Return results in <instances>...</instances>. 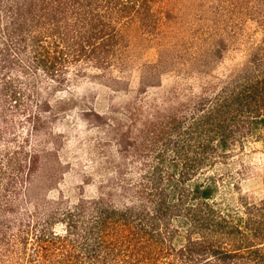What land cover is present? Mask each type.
<instances>
[{"label":"rangeland","instance_id":"374dc122","mask_svg":"<svg viewBox=\"0 0 264 264\" xmlns=\"http://www.w3.org/2000/svg\"><path fill=\"white\" fill-rule=\"evenodd\" d=\"M263 87L264 0H0V264H264Z\"/></svg>","mask_w":264,"mask_h":264},{"label":"trees","instance_id":"16d2710c","mask_svg":"<svg viewBox=\"0 0 264 264\" xmlns=\"http://www.w3.org/2000/svg\"><path fill=\"white\" fill-rule=\"evenodd\" d=\"M260 103L258 105V108H257V113L259 114L258 116H261L259 120L263 121L264 122V87H263V91H262V94H260ZM196 189L199 191V195L201 198H203L204 200H209L213 197V189H212V186L211 184H202V185H198L196 186ZM124 214L126 212H123V211H113V214ZM109 219V215L107 216H103L101 218V227H105L107 226L108 224V220ZM101 229V228H100ZM114 235L112 234H100L98 235V241H97V247L96 249H93V254H96V256L94 257V262L93 264H109L107 262L106 259H104L103 257H101V255H97V254H101L102 250H101V247L104 246L105 242L106 245L104 246L105 249L107 250L108 249V244H111L110 247V250H109V254H110V264H131L132 261H133V264H146V263H143L142 260L140 259L141 257H144V254L142 252H138L137 248H136V243H133L132 242V239H129L127 241H125L124 245L125 247H120L119 248V252L120 254L123 253L121 252V250L125 251L124 254H123V257L121 258V263H119V261H115V263L112 261L111 259V256L114 254V251H115V245L112 244V242H110V240H115V237H113ZM71 237V234H65V235H60L58 233H53L52 234V238L50 240H45L44 236H41L39 237L38 239V251L40 253V256H42V252L44 249L47 248V246L45 245L46 244V241L50 243V245H48L49 247H53L55 249H58L57 246L60 245L61 247L65 248L68 244V242L66 243V241H69ZM106 238V239H105ZM123 243V242H122ZM115 244V243H114ZM131 249V250H129ZM98 250V252H97ZM129 250V251H128ZM113 258V256H112ZM68 264V263H67ZM71 264V263H70Z\"/></svg>","mask_w":264,"mask_h":264}]
</instances>
